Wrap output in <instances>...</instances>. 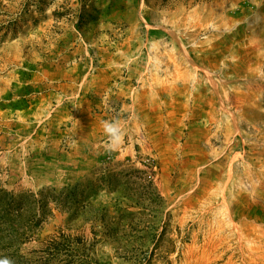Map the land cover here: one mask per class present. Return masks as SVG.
<instances>
[{
    "label": "rangeland",
    "instance_id": "rangeland-1",
    "mask_svg": "<svg viewBox=\"0 0 264 264\" xmlns=\"http://www.w3.org/2000/svg\"><path fill=\"white\" fill-rule=\"evenodd\" d=\"M77 184L170 244L55 210L27 264H264V0H0V185Z\"/></svg>",
    "mask_w": 264,
    "mask_h": 264
},
{
    "label": "trees",
    "instance_id": "trees-1",
    "mask_svg": "<svg viewBox=\"0 0 264 264\" xmlns=\"http://www.w3.org/2000/svg\"><path fill=\"white\" fill-rule=\"evenodd\" d=\"M80 185L66 187L59 192L54 188H42L37 192L32 190L13 192L0 185V264H27L23 256L24 246L34 240L49 220L54 217L55 210L69 214L68 225L70 226L74 222H86V216L90 214L94 217L91 221L93 223L101 222L106 233L108 232V235L114 237L115 242L118 244V250L130 259L136 260L139 257V259L149 262V259H147L149 256L148 251L144 250L147 243H151L154 250L162 242L170 244L171 240L165 239L167 228L162 230L159 237L157 235H154L153 238L131 235L133 232L141 233L144 230L149 232L153 229L154 223L150 224L149 222V225L139 231L134 224V219H132L136 218V214L119 207L121 204L119 198H116L115 206L119 217L111 216V211L106 206L101 205L102 208H95L97 202L91 200L93 195L92 197L80 199ZM121 187L122 185L118 183L109 191L120 193L134 204H137L141 209L138 215L144 216L146 211L150 209L145 205L144 200L149 201L154 206L153 213L158 216L162 214L163 207L159 202L164 203V199L159 192H142V196H137L126 192V189ZM108 218H110L109 221H107ZM112 225L115 226L114 230H110ZM67 239L66 235L61 234V241ZM61 241H55L48 247L46 252L49 254L50 250L54 252L68 250L65 247L70 245Z\"/></svg>",
    "mask_w": 264,
    "mask_h": 264
}]
</instances>
